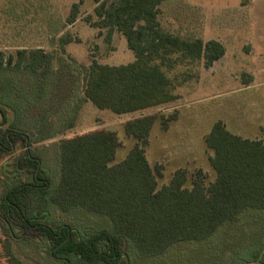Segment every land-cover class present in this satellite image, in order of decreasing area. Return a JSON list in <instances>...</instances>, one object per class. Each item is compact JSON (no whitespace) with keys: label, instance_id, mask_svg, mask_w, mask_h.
I'll list each match as a JSON object with an SVG mask.
<instances>
[{"label":"trees","instance_id":"1","mask_svg":"<svg viewBox=\"0 0 264 264\" xmlns=\"http://www.w3.org/2000/svg\"><path fill=\"white\" fill-rule=\"evenodd\" d=\"M163 1L93 0L98 17L94 24L120 32L134 60L119 65L91 60L82 73L81 102L117 115L171 103L179 96L172 92L169 70L163 68L170 66L165 56L203 59L208 67L224 55V46L217 40L183 39L162 30L158 16ZM81 2L71 6L68 24L77 18ZM69 40L60 38L62 49ZM53 58L38 47L18 50L14 60L0 51V264H24L12 250L18 240L42 241L48 255L63 264H128L126 247L140 257L158 256L178 242L209 237L244 209L264 211V142L233 134L220 120L204 136L214 171L211 181L201 168L192 173L179 168L168 183L158 186L163 166L149 164L145 146L154 120L159 118L166 128L173 115L154 114L123 123L125 135L136 141L119 162H113L119 140L109 129L55 141L59 173L56 167V179L49 176L34 154L44 141L38 140L34 126L26 128L24 120H37L31 117V110L36 113L33 106L48 115L63 111L49 93L52 74L59 69L52 66ZM14 71L32 79L24 86L23 97L13 94L12 81L4 86ZM73 89L63 103L71 104ZM74 103L73 112L64 109L70 117L64 113L67 128L80 107ZM52 205L57 209L53 211ZM80 211L105 217L109 229L81 235L66 222L52 221L55 215L70 212L72 217Z\"/></svg>","mask_w":264,"mask_h":264},{"label":"rangeland","instance_id":"2","mask_svg":"<svg viewBox=\"0 0 264 264\" xmlns=\"http://www.w3.org/2000/svg\"><path fill=\"white\" fill-rule=\"evenodd\" d=\"M78 1L0 0V51L5 57L14 60L18 50L38 47L52 53V66L59 68L52 74L49 93L58 107L63 105L62 113L48 115L42 107L33 106L36 113L31 110V117L35 115L37 120H24L26 128L34 126L38 140L44 141L34 154L47 168L49 176L56 179L57 169L59 173V151L55 141L97 129H109L117 134L119 145L113 162H119L136 141L125 135L122 125L141 115H173L166 128H162L159 118L154 120L145 146L149 164L163 166L162 175L157 177L158 186L168 183L179 168L187 169L188 173L201 168L208 180L214 178L204 136L217 120L233 134L264 142V48L259 43L262 40L264 44V0H164L159 5L158 16L162 30L183 39L217 40L224 45L225 53L208 67L204 66L203 59L193 60L177 54L165 56L170 66L163 68L169 70L174 83L172 92L179 98L121 115L80 101L82 73L91 60L119 65L133 61L134 54L120 32L94 24L98 17L94 13L93 0H82L77 18L68 24L66 19L71 6ZM61 37L70 38L63 49ZM7 78L4 86L12 81L13 94L19 97L27 91L24 87L27 82L32 81L16 71ZM72 88L71 104L63 103ZM28 93L31 97L34 94L32 90ZM74 100L75 107L76 104L80 107L75 109L72 127L67 128L70 117L64 109L71 108ZM6 168L12 169L11 166ZM53 208L56 206L52 205L54 211ZM69 214L55 215L52 221L54 224L66 222L76 227V233L81 235L109 229L105 217L85 211L72 217ZM2 234L0 228V236ZM45 245L42 241L18 240L13 243L12 250L24 264H63L48 255ZM126 252L128 264H240L245 261L264 264V211L244 209L209 237L178 242L158 256L140 257L135 251L131 253L129 247ZM254 254L256 258L253 259Z\"/></svg>","mask_w":264,"mask_h":264},{"label":"crops","instance_id":"3","mask_svg":"<svg viewBox=\"0 0 264 264\" xmlns=\"http://www.w3.org/2000/svg\"><path fill=\"white\" fill-rule=\"evenodd\" d=\"M257 31L259 32L260 30L257 28ZM259 43H260V46H262L263 48H264V44L262 43V40H260L259 41ZM222 44V43H221ZM223 45V44H222ZM224 46V45H223ZM224 49H225V47H224ZM225 53V52H224Z\"/></svg>","mask_w":264,"mask_h":264}]
</instances>
